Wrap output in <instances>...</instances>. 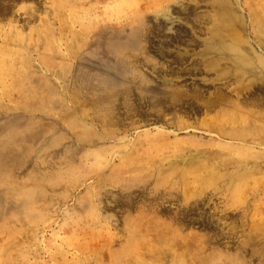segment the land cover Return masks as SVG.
Wrapping results in <instances>:
<instances>
[{
  "label": "rangeland",
  "instance_id": "rangeland-1",
  "mask_svg": "<svg viewBox=\"0 0 264 264\" xmlns=\"http://www.w3.org/2000/svg\"><path fill=\"white\" fill-rule=\"evenodd\" d=\"M160 1L0 0V264H112L110 254L121 252L132 229L143 231L134 240L142 249L149 245L172 248V235L189 240L194 234L201 248L207 246L200 252L201 262L207 256V264L211 262L208 259L215 260L212 264H264V167L233 181L210 170L217 159H224L219 142L251 151L254 156L250 157L264 162V80L243 87L237 96L232 91L240 86L241 78L230 75L232 65L226 61L199 64L211 58H204L203 53L211 26L205 21L197 23L195 17H210L214 0H162L167 1L164 5ZM240 5L246 8V17L247 12L257 18L260 14L264 22V0H240ZM165 7H170L172 20H155V12ZM137 19L147 28H155L144 45L145 52H135L139 61L132 67L133 59L121 55L116 59L105 52L130 38L129 25L135 21L136 27ZM158 22L163 29L156 26ZM117 26L126 29L121 38L108 40L107 31ZM242 35L255 39L248 30ZM140 55L146 57L145 62ZM221 68L225 70L220 72ZM222 74L226 76L219 77ZM134 76H139L138 80H131ZM168 92L178 93L177 98L169 100ZM219 93L227 98L225 104L206 111L204 103ZM249 93H255L253 98L259 95L262 101H254ZM129 95L134 102L125 98ZM154 95L160 101L157 106L152 101ZM158 111L161 121L156 119ZM62 114L74 121V126L78 122L73 132ZM109 121L114 124L106 123ZM253 121L257 123L253 125ZM231 129L254 138V145L221 136L222 130ZM15 132L24 137L10 138ZM104 133H117L118 137L111 144L89 143L93 136ZM144 134L160 136L161 141L140 146L136 140ZM200 163L204 165L203 170L198 169L203 178L213 181L208 188H200L196 209L189 211L177 195L159 207L163 212L154 217L148 206L156 185H163L160 191L169 188L175 183L170 178L174 169L193 170ZM54 172L58 177L49 179ZM63 172L65 177L59 175ZM30 177L41 180L31 182L34 179L29 181ZM145 177L130 191L119 187L124 180ZM201 182H206L205 178ZM127 192L132 194L126 197ZM160 202L152 204L157 207ZM183 211L189 216L179 230L172 224L173 217ZM144 231L150 232L149 236ZM157 232L162 235L159 240L151 237ZM166 234L168 238H164ZM215 247L220 250L218 255L208 257ZM237 255L243 261H236ZM168 260L158 257L157 264H169Z\"/></svg>",
  "mask_w": 264,
  "mask_h": 264
},
{
  "label": "bare ground",
  "instance_id": "bare-ground-1",
  "mask_svg": "<svg viewBox=\"0 0 264 264\" xmlns=\"http://www.w3.org/2000/svg\"><path fill=\"white\" fill-rule=\"evenodd\" d=\"M67 1V0H66ZM81 1V0H79ZM113 1V0H112ZM162 1V0H161ZM160 1V2H161ZM176 1V0H175ZM179 1V0H178ZM164 2H167V1H162L161 4H165ZM113 3V2H112ZM156 5V4H155ZM160 5V4H159ZM83 6V5H82ZM116 6V5H114ZM95 7V5H94ZM93 7V8H94ZM151 7V6H150ZM157 7V5H156ZM90 8V7H89ZM112 8V7H111ZM133 8V7H132ZM138 8V7H137ZM142 9V7H140ZM152 8V7H151ZM155 8V7H154ZM180 8H183V7H180ZM87 9V7H86ZM96 9V7L94 8ZM93 9V10H94ZM134 9V8H133ZM184 9V8H183ZM245 9L243 6L240 5V0H214L211 4V12H212V15H210V17L206 18V19H203L202 17H195V21L199 24H202V22L206 23V24H210L211 28L209 29V33H210V36L211 38H209V40H207L206 42H204V58L205 57H211L210 59H204V61L202 63H199V64H216L218 62H227L229 65H232L233 68H232V73H230V75L232 76H236V75H240V78H241V81H240V86L237 88V89H234L232 92H235L237 96H239L241 94L242 91H244V88L243 87H246L248 85H250L251 83L255 82L257 79H262L264 80V22L262 21V17L260 14H257L259 18H257L256 16H252L250 14V12H247L248 16L246 17V12H245ZM75 10V9H74ZM84 10V9H83ZM109 10V8H108ZM130 10V9H129ZM144 10V9H143ZM80 11V9H79ZM78 11V14H80V12ZM115 11V10H114ZM118 11V9H117ZM152 11V10H151ZM76 12V11H74ZM85 12V11H84ZM83 12V13H84ZM103 12H104V9H103ZM123 12V11H122ZM174 12V11H173ZM210 12V13H211ZM88 13V12H87ZM106 13V12H105ZM118 14V12H116ZM77 14V13H76ZM90 14V13H89ZM104 14V13H103ZM133 14H135L133 12ZM172 12H170V7H165V8H162L161 10H157L155 12V20H159L157 18L159 17H162L164 20L166 21H171L172 18L171 15ZM69 15V14H68ZM85 15V14H84ZM101 15V14H100ZM100 15L98 14V16L100 17ZM81 16V15H80ZM83 16V15H82ZM87 16V14H86ZM89 16V15H88ZM93 16V14L91 15ZM96 16V15H95ZM131 16V15H130ZM109 17V16H108ZM110 17H111V14H110ZM109 17V18H110ZM173 17V16H172ZM96 19V17H94ZM150 18V17H149ZM129 19V18H128ZM132 19V18H131ZM261 20V21H260ZM96 21V20H95ZM102 21V20H101ZM136 27L135 26V21L133 23H131L129 26L130 28V31H131V34H130V38L126 39L124 42L122 43H116V44H113L110 46V48L107 50V52L105 53H111L112 55H116L115 58L117 59V56H123V57H129L130 59H133L132 62H130L129 64L134 67L133 65L135 64V62H138L139 59H136L137 56L139 55H135V52H142L144 53L145 50H146V46L144 45H147L150 41V37L151 35L154 34L153 32V28H155L153 26V28L149 29L147 28L146 24L144 22H142L141 20L136 21ZM73 23V22H72ZM98 24V23H97ZM61 26V25H60ZM156 26L159 27V28H162L163 29V25L161 22H158L156 23ZM88 27V26H87ZM108 27V26H107ZM114 27V26H113ZM112 27V28H113ZM110 28V26H109ZM111 28V29H112ZM192 31L194 32V29L191 28ZM94 30V29H93ZM126 29L123 28V27H115L112 29V32L111 30L107 31V38L108 40H118L119 38H121V31H125ZM171 30V29H170ZM251 31L254 38L255 39H244L245 37L242 35L245 31ZM83 31V30H82ZM88 31V30H87ZM97 31V30H96ZM179 31V30H178ZM74 32V31H73ZM111 32V33H110ZM159 32V31H158ZM90 33V32H89ZM177 33V32H176ZM180 33V32H178ZM83 34V33H82ZM71 35V34H70ZM85 35V34H84ZM73 36V35H72ZM76 36V35H75ZM209 36V35H208ZM79 37V36H78ZM76 37V38H78ZM82 39V37H81ZM84 39V38H83ZM58 40V39H57ZM252 41V42H251ZM82 42V41H81ZM83 42H87V41H83ZM168 43V42H167ZM82 45V44H81ZM84 45V44H83ZM86 46H89V43H87ZM249 47V48H248ZM85 48V47H84ZM83 49L82 47L80 48V50ZM148 49V48H147ZM86 51V50H85ZM69 52V50H68ZM81 52V51H80ZM202 54V53H201ZM141 56V55H140ZM142 58V56H141ZM144 59V62H145V59L146 57L142 58ZM200 61V60H199ZM149 62V61H148ZM146 64V63H145ZM159 64H161L159 62ZM196 65V64H195ZM162 66V65H161ZM163 67V66H162ZM192 67V66H191ZM159 69V68H157ZM186 69V68H185ZM136 70V69H135ZM193 70V69H192ZM220 70V69H219ZM222 70H225V68H221L220 72ZM160 71V70H159ZM199 71V70H198ZM217 70H215L216 72ZM136 72V71H135ZM162 72V71H160ZM172 72V71H171ZM182 72V71H181ZM219 72V73H220ZM204 73V72H202ZM175 74V73H174ZM226 76L225 74H222V75H219V77H224ZM259 76V77H258ZM229 76L226 77V79H228ZM139 76H134V78H131V80H138ZM235 79V78H234ZM239 79V77H238ZM237 79V80H238ZM141 82H143L142 79H140ZM236 81V79H235ZM169 82V81H168ZM167 82V83H168ZM229 82H233V80L229 81ZM229 82L227 83L228 85ZM166 83V82H165ZM174 84V83H173ZM226 85V86H228ZM178 85H176L177 87ZM223 86V85H222ZM225 86V84H224ZM220 87V86H219ZM217 88V87H216ZM222 88V87H221ZM220 88V89H221ZM148 89V88H147ZM150 89V88H149ZM153 89V88H152ZM172 89V88H171ZM156 90V89H155ZM219 91V89H216ZM111 91V90H109ZM173 91V89L171 90ZM175 91V89H174ZM218 91H215V92H218ZM155 92V91H154ZM185 93V92H184ZM193 93H194V90H193ZM196 93V91H195ZM221 93V92H220ZM219 95L214 97L215 99H209L210 102H207V103H204V107L206 108V111L207 110H212L220 105H224L225 102H226V99L227 98H224L222 97V95ZM223 93V92H222ZM169 95L168 99L169 100H174L177 98L178 96V93L176 92H168L167 93ZM186 94V93H185ZM255 94V93H254ZM254 94L252 93H249V96L248 97H252L254 96ZM132 95V94H131ZM131 95L129 96H126L125 98L128 100H133V98L131 97ZM181 95H182V92H181ZM226 95V94H225ZM224 95V96H225ZM112 96V94H111ZM119 96H121L119 94ZM140 96V95H139ZM198 96V94L196 95V97ZM150 97V96H148ZM195 97V96H194ZM193 97V98H194ZM199 97V96H198ZM227 97V96H226ZM245 97V96H244ZM245 98L246 102H248L247 100H249L250 98ZM259 97V95H258ZM258 97H252L253 99H255L254 101H258L260 100V97L258 99ZM114 98H117L114 97ZM141 98V97H140ZM152 98V97H151ZM162 98V97H161ZM243 98V97H242ZM251 98V100H252ZM124 99V98H123ZM122 99V100H123ZM148 99V98H147ZM156 99V100H154ZM196 100V98H194ZM231 99V98H230ZM229 99V100H230ZM99 100V99H98ZM225 100V101H224ZM239 100V99H237ZM243 100V99H242ZM242 101V102H245ZM63 101V100H62ZM130 101V102H132ZM152 101H155V106H157V103H159V98H156V96L154 95L153 96V99ZM166 101V100H165ZM235 101V100H233ZM253 101V103H254ZM256 101V102H257ZM262 101V100H260ZM259 103H262L263 102H260ZM99 102V101H98ZM198 102V101H197ZM228 102V100H227ZM123 103V101H122ZM173 103V102H172ZM232 104V101L230 102ZM252 103V104H253ZM117 104L119 105V103L117 102ZM125 104V103H124ZM246 104H249V103H246ZM99 105V104H98ZM113 105V104H112ZM126 105H128L126 103ZM199 105H203L202 104H199ZM255 105V104H254ZM260 105V104H259ZM107 106V104H106ZM120 106V105H119ZM153 106V104H152ZM171 106V105H170ZM256 106L257 103H256ZM162 107V106H161ZM160 107V109H162ZM259 107V106H258ZM113 108V107H112ZM164 108V107H163ZM197 108V107H196ZM127 109V108H126ZM138 109V108H137ZM149 109H152V108H149ZM131 111L133 112V110L131 109ZM165 111V108L163 109V112ZM196 111V110H195ZM106 112V111H105ZM109 112V111H108ZM116 112V110L114 111ZM118 112V111H117ZM116 112V113H117ZM148 112V111H147ZM156 112V111H155ZM198 112V111H197ZM226 112V111H225ZM129 113V111H128ZM59 115H61L60 113H58ZM131 114V112L129 113ZM155 114V113H154ZM153 114V115H154ZM166 114V113H165ZM242 114V113H241ZM63 115V114H62ZM69 115V114H68ZM222 115V114H221ZM58 116V115H57ZM71 116V115H70ZM107 116V115H106ZM118 116V114H117ZM134 116V115H133ZM61 117V116H60ZM64 117V120L63 122L68 118L67 115H63L61 118L63 119ZM66 118V119H65ZM108 118V117H107ZM135 118V117H134ZM164 118V117H163ZM223 118V117H222ZM110 120V117L108 118ZM156 119H160L161 121V115H160V111H158V114H157V117ZM255 120V119H254ZM258 120V119H257ZM67 122L69 120H66ZM71 121V119H70ZM68 122L66 124V126H69V128L71 129V131L73 130L72 128H75L77 125H78V122L75 123V126L73 125L74 124V121L72 122ZM138 121V120H137ZM168 121V119H167ZM171 121V120H170ZM220 121H222L220 119ZM251 121V120H250ZM260 121V120H258ZM110 122L112 121H109V122H106V123H109L111 124ZM123 122V121H122ZM121 122V123H122ZM65 123V122H64ZM69 123H71L69 125ZM113 123V122H112ZM125 123V122H124ZM126 125V124H124ZM136 123V122H135ZM221 123H224V122H221ZM231 123V122H230ZM255 123H257V121H253L252 124L254 125ZM114 124V123H113ZM133 123H129L130 126H132ZM251 124V123H250ZM72 125L74 127H72ZM107 125V124H106ZM118 125V123H117ZM210 125V124H208ZM224 125V124H223ZM227 125V124H225ZM224 125V126H225ZM207 126V125H206ZM212 126H215V128L217 129V125H212ZM211 126V127H212ZM221 128H222V125H220ZM256 126V125H255ZM111 127H113V125H111ZM232 127V126H231ZM251 128V125L249 126ZM156 128V127H155ZM227 128V126H226ZM261 128V127H260ZM225 129V128H224ZM228 129V128H227ZM226 129V130H227ZM233 129V128H232ZM231 129V131L227 132L225 130H222V137L223 138H226V139H229L231 141H249L250 143H252L254 145V142L256 141L254 138H252L251 136L243 133V131L241 132H232L233 130ZM259 129V128H258ZM84 130L86 132H89V134L91 133L90 131H88V129L85 128L84 126ZM229 130V129H228ZM238 130V129H237ZM248 130V129H247ZM73 132V131H72ZM107 132V131H106ZM81 133H84V132H81ZM153 133V132H152ZM151 133V134H152ZM75 134V133H74ZM72 134V135H74ZM149 134V133H148ZM206 134V133H205ZM210 134V133H209ZM260 134V133H259ZM91 135V134H90ZM10 138H13V139H16L17 137L20 138V137H24L18 133H13V135H9ZM76 136V135H75ZM80 136V135H79ZM81 137H83V135H81ZM118 137V134L117 133H104L102 136H93L92 139H90L91 141L89 143H94L92 145H95V144H99V145H104V144H107L109 143L110 141L112 140H115L116 138ZM219 137V136H218ZM120 138V137H119ZM122 138V137H121ZM125 138V137H124ZM161 137L160 136H152V135H141L137 140L136 142H139L141 143L140 146L142 145H148V146H151V145H154L156 143H158L159 141H161L160 139ZM76 139V137H75ZM88 139V137H87ZM121 141V140H120ZM125 141V140H124ZM223 141V140H222ZM71 142V141H70ZM117 142V141H116ZM226 142V141H225ZM229 142V141H228ZM87 143V142H86ZM126 143V142H125ZM128 143V141H127ZM111 144V143H109ZM1 145V143H0ZM119 145H121L119 143ZM139 145V144H138ZM251 145V144H249ZM118 146V145H117ZM252 146V145H251ZM101 148V146H99ZM128 147V146H127ZM137 147V146H136ZM217 147L220 149V151H222V155L221 157L224 158L222 159V162L220 160H216V162L214 163V165H212L209 169L212 170V174H215V175H223V176H226L228 179H230L231 181L233 180H238V179H241L242 177H246L248 174L252 173L253 170H255V168L261 166V167H264V162L259 163L258 160H254L253 158L254 157H250V156H254V154L251 152V151H246V150H243L242 148L240 147H237L235 145H228V144H224L222 142H219ZM256 147V146H255ZM7 148V147H6ZM102 149V148H101ZM134 149V148H133ZM140 149V148H139ZM138 150H135L136 152H142L143 150L139 151ZM148 149V147H147ZM233 149H236L235 152H233ZM6 150V149H5ZM12 150V149H11ZM4 151V150H3ZM19 151V150H18ZM17 151V152H18ZM25 151H26V148H25ZM98 151V150H97ZM23 152V151H22ZM148 151H143L142 154H147ZM6 153V152H5ZM26 153V152H25ZM130 153V152H129ZM247 153V155L245 154ZM4 154V152H3ZM8 154L10 155V153L8 152ZM101 154V153H100ZM2 155V153H1ZM99 155V154H98ZM3 156V155H2ZM21 156V155H20ZM8 157V156H7ZM11 157V156H10ZM9 157V158H10ZM23 157V156H22ZM134 157V156H133ZM18 158H16L17 160ZM14 160V159H13ZM20 160V158H19ZM128 160V159H127ZM200 162H201V159H199ZM129 161V160H128ZM9 162V160H8ZM13 162V161H12ZM198 162V161H197ZM220 162V164H222V166H217L218 163ZM15 163V162H14ZM131 163V162H130ZM129 163V164H130ZM199 163V162H198ZM12 164V163H11ZM202 163L199 164V168H195V169H190L189 167H184L183 169L181 168H177V169H174L172 175L175 176V178L171 175L170 178H172L174 180V184L169 187V188H165V189H162L160 191L159 187H163V185H156V188H154L152 190V195H153V198H151L149 201H150V205L148 206V210H151L152 213L154 214V217L158 216L159 214H161L163 212L162 209H159L162 208V206L168 202V201H172V198L176 197L178 195V197H182V202H184L185 205L188 206L189 208V211H193L196 209V207L198 206V201L195 200V198L198 197L199 195V198L202 194V189L200 188H204V187H209V183L213 181V179H209L208 177H205V180L206 182H204L202 184V180L204 179L202 174L200 173L199 170H203V166H201ZM1 165V164H0ZM132 165V164H131ZM223 165H225V169H223ZM3 166V165H2ZM250 166L251 169H248L247 167ZM7 167H10V166H7ZM12 167V165H11ZM1 168V167H0ZM199 169V170H198ZM114 170V169H113ZM222 172V173H221ZM53 173V172H52ZM125 173V172H124ZM122 173V174H124ZM198 173V175H197ZM57 173L54 172V174H51L46 176L48 177L49 179H52L50 178L51 175H53L52 177H58V175H55ZM65 173H59V175H62ZM62 175V176H64ZM158 173H156L155 175V178H158ZM206 175V173H205ZM211 175V174H210ZM138 176V175H137ZM154 176V175H153ZM197 176V178H196ZM35 177V176H34ZM32 177L34 180L32 181L31 177L29 179V181L31 180V182H34L35 183L41 179L38 178H34ZM65 177V176H64ZM149 178H151V176H148ZM148 177H145V178H140V179H136V178H132L130 181H126L124 180V183H121V185H119V187L121 189H124L126 191H130L133 187L139 185L142 181H144L146 178ZM61 178V177H60ZM37 179V180H35ZM187 180H191L190 182H188ZM1 183V182H0ZM166 183V182H165ZM169 183V182H167ZM22 184H25L22 183ZM31 184V183H30ZM168 185V184H167ZM24 186V185H23ZM227 186V185H226ZM25 187V186H24ZM30 187V186H29ZM8 188V186H7ZM22 188V187H21ZM31 188V187H30ZM29 188V191L31 190ZM52 188V187H51ZM11 189H12V186H11ZM11 189H9L11 191ZM28 189V188H27ZM18 190V189H17ZM16 190V191H17ZM23 190V188H22ZM21 190V191H22ZM26 190V189H25ZM24 190V191H25ZM32 190H33V187H32ZM9 191V192H10ZM28 191V192H29ZM38 191V190H37ZM172 191H175L177 192L176 195H172ZM205 191V190H204ZM6 192H8L6 190ZM15 192V191H13ZM20 192V191H19ZM26 192V191H25ZM23 192V193H25ZM159 192V193H157ZM7 194V193H5ZM10 194V193H9ZM130 194H132V192H127L126 193V197H129ZM158 197H156V196ZM204 195V193H203ZM148 197V195H147ZM173 198V199H174ZM154 201H153V200ZM132 201V198L130 199ZM145 200V199H144ZM147 200V199H146ZM161 200L162 203L159 204L157 207L156 205H153L152 202H157ZM177 200V199H175ZM192 200V202L190 201ZM148 201V203H149ZM178 201V200H177ZM143 202V201H142ZM146 202V201H145ZM188 202H190V204H188ZM144 203V202H143ZM142 203V204H143ZM141 204V203H140ZM231 205V204H229ZM139 207V206H138ZM143 207V206H142ZM146 207V206H144ZM167 209V208H166ZM182 210V209H181ZM198 211V210H197ZM146 212V211H145ZM144 213V212H143ZM172 213V212H171ZM188 212H179L176 215V217L174 216L173 217V222L172 224L174 225H170V226H174V227H178L179 230L180 229H183V227L181 228V226H183L186 222V219L188 218L189 214H187ZM169 215V214H168ZM171 216V215H170ZM247 217V215H246ZM153 218V217H152ZM152 218H149V220ZM166 218V217H165ZM161 219V218H160ZM168 219V218H166ZM147 222V221H146ZM145 223V222H144ZM153 223V222H151ZM162 223V222H161ZM171 223V222H170ZM195 223V222H194ZM194 223L192 224V226L194 225ZM148 224V222L146 223ZM145 224V225H146ZM180 224V225H179ZM152 225V224H151ZM154 225H156V223H154ZM191 225V224H190ZM217 225V224H216ZM153 226V225H152ZM158 226V225H157ZM168 226V225H167ZM150 227V226H149ZM148 227V228H149ZM153 227H156V226H153ZM151 227V228H153ZM186 227V226H185ZM218 227V226H217ZM205 228V227H204ZM209 228V227H208ZM149 230V229H148ZM165 230V229H164ZM174 230H177L174 228ZM150 231V230H149ZM182 231V230H181ZM143 232L142 230H130L128 233H129V236H128V240L126 241V245H124V248L121 250L120 253H115V254H110V259H111V263L112 264H157V259L158 257H161V260H165L166 258H168V263L169 264H207L206 263V258H205V262L204 260L201 262V254L200 252L204 251V247L206 248L207 246L203 245V248H201V244L200 242L198 241V239H196V235L193 234L192 238L190 237V239H193V240H185V238L183 237H175L172 235L170 237V240L172 239L171 243H174L171 247L172 248H160V249H155L154 247H151L150 245L149 246H144V248H140V246H138L137 244H135L136 242L134 241L135 239H137L139 236V234ZM145 235L149 236L150 232L148 231H144ZM160 232V231H158ZM158 232H157V235L155 237H153V235L151 236L152 238H158L161 239L162 235H158ZM173 232V230L171 231ZM215 232H218V231H215ZM162 233H166L165 232H162ZM175 233V232H174ZM209 234V232H207ZM206 233V234H207ZM211 233V231H210ZM199 234V233H198ZM197 234V236H198ZM208 234L206 236H208ZM155 235V234H154ZM200 235V234H199ZM204 235V234H203ZM224 235V234H223ZM168 238L169 236L164 235V238ZM201 236V235H200ZM212 236V235H211ZM222 236V235H220ZM145 236H140V238H144ZM205 237V236H204ZM209 237V236H208ZM226 238V236H224ZM223 237V239H224ZM203 238V236H202ZM206 238V237H205ZM212 238V237H211ZM221 238V237H220ZM228 238V237H227ZM207 239V238H206ZM205 239V241H206ZM213 239V238H212ZM210 239L211 241H214ZM217 239V238H215ZM229 239V238H228ZM141 240H145V239H141ZM153 240V239H152ZM202 240V239H201ZM204 240V239H203ZM210 240L208 243H210ZM217 240H220V239H217ZM161 241V240H160ZM208 241V240H207ZM153 242H155L153 240ZM157 242V241H156ZM155 242V243H156ZM162 242V241H161ZM170 243V244H171ZM214 243V242H213ZM213 243H210V244H213ZM148 244V243H146ZM226 244V243H224ZM160 245V244H159ZM166 245V244H165ZM222 245V244H221ZM218 246V245H217ZM223 246V245H222ZM228 246V245H227ZM219 247V246H218ZM221 247V246H220ZM229 247V246H228ZM227 247V248H228ZM209 248V246H208ZM214 248V247H213ZM138 249V250H137ZM203 249V250H201ZM216 249V247H215ZM229 249V248H228ZM206 250V249H205ZM218 249L216 250H212V254L211 252L208 253V257L210 256V258H214L215 256H217L218 252L217 251ZM211 251V250H210ZM214 251V252H213ZM222 251V250H221ZM216 252V253H215ZM212 256H211V255ZM216 254V255H215ZM223 254V253H222ZM225 254V253H224ZM215 255V256H214ZM226 255V254H225ZM239 255V254H238ZM237 255V258H236V261L240 260ZM227 258V257H226ZM226 258H222V259H226ZM190 260V262L188 263L187 260ZM217 259V258H216ZM220 258V261L222 260ZM243 259V258H242ZM210 260L211 262L214 260H211V259H208ZM233 261L234 258L232 259ZM231 260V262H232ZM209 261V262H210ZM215 261V260H214ZM213 261V262H214ZM223 261V260H222ZM243 261V260H240V262ZM167 262V260H166ZM165 262V263H166ZM208 262V261H207ZM210 262V263H211ZM209 263V264H210ZM237 263V262H236ZM244 263H246V261H244ZM243 263V264H244ZM212 264V263H211ZM238 264V263H237Z\"/></svg>",
  "mask_w": 264,
  "mask_h": 264
}]
</instances>
